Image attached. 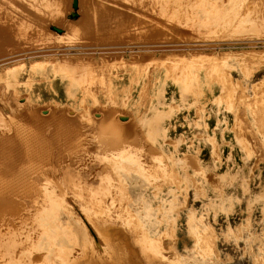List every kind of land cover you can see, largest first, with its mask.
Returning <instances> with one entry per match:
<instances>
[{
	"label": "rangeland",
	"instance_id": "374dc122",
	"mask_svg": "<svg viewBox=\"0 0 264 264\" xmlns=\"http://www.w3.org/2000/svg\"><path fill=\"white\" fill-rule=\"evenodd\" d=\"M241 1L0 0V139L30 138L43 153L31 179L47 172L72 185L66 201L88 202L84 216L96 227L115 219L93 206L109 199L111 208L127 209L126 219L143 221V233L160 227L154 245L168 260L264 264V0ZM66 22L81 28L72 42ZM38 26L55 38L38 40ZM63 57L75 59L73 75L61 69ZM158 128L166 136L151 133ZM228 147L246 156L239 160L250 167L245 181L225 175ZM124 164L136 173H124ZM134 202L145 209L131 210ZM203 229L220 255L199 246ZM101 241L107 252V234ZM15 255L1 253L0 263Z\"/></svg>",
	"mask_w": 264,
	"mask_h": 264
},
{
	"label": "bare ground",
	"instance_id": "6f19581e",
	"mask_svg": "<svg viewBox=\"0 0 264 264\" xmlns=\"http://www.w3.org/2000/svg\"><path fill=\"white\" fill-rule=\"evenodd\" d=\"M3 1H6V0H3ZM243 1H241V2H243ZM31 4H32V2H31ZM163 9H164V5H163ZM157 12H158V10H157ZM166 13H169V12H166ZM28 14L31 15L30 13H28ZM71 14L73 15V13H71ZM170 14H172V12ZM59 15H60V13H59ZM60 17H62V16H60ZM64 17H65V15L62 17V19H58L57 21H60V20L63 21V22L66 21ZM56 18H58V17H56ZM153 18H155V17H153ZM43 21L41 20L40 23L43 22ZM63 22H61V23L63 24ZM86 22H87V20H86ZM116 24L117 23H115V25ZM38 27L39 28L36 30L37 36H35L38 40H42L43 41V40H45L44 38H46L47 36H51V37L55 38L56 35H54L48 28L47 29L44 28L45 30H43L42 26L41 27L38 26ZM65 27L64 28L67 30V32L65 33L64 36L67 37L66 34L69 35L68 38H69V41L71 39V42L73 41V39H77L76 37H78L77 36V34L79 33L78 31L81 30V28L78 26V24H75V23L71 22V23H67V25L65 24ZM40 28H42V29H40ZM237 28H238V26H237ZM237 31H239V30H237ZM101 32H102V30H101ZM48 39H50V37H48ZM71 42H69V43H71ZM73 43H75V42H73ZM143 44L139 45L137 43L138 46L135 45V44H134V46H136L135 48H137V47H140V46H144ZM145 46H146V48H149L151 45H149V47H148V45H145ZM152 46H154V45H152ZM77 47L79 49V46H70L69 48L71 49V48H77ZM105 47H107V46H105ZM160 48H162V47H160ZM171 48L173 49V47H171ZM122 49H125V47L122 48ZM149 49H151V48H149ZM166 49H167V47H166ZM184 49H185V47H184ZM40 50H42V49H40ZM45 50L48 51L47 49H45ZM45 50L43 49V51H45ZM104 50H107V49H104ZM111 50H113V49H111ZM119 50L121 51V49H119ZM107 51L104 52V53H109L110 52V51L109 52H107ZM122 51H125V50H122ZM7 52L11 53L12 51H7ZM256 54H258V53H256ZM52 55H54V53ZM66 55L68 56L69 54H66ZM134 55H136V54H134ZM207 55L206 56L204 55V56L207 57ZM12 56L13 55L7 56V57L9 58V57H12ZM202 56H203V54H202ZM209 56L211 57L210 54H209ZM219 56L220 55H218V57ZM60 60H61L60 64H61V67H62L61 69L66 70L68 72V74H69V71H71V70L73 71V69H76L75 59H73V58L70 59L68 57H66V58L63 57V59L61 58ZM207 60H205V61H207ZM79 61L80 60H78L77 62H79ZM88 61H87V63H88ZM82 62L83 61H81L80 63L82 64ZM60 64H58V65H60ZM82 65H84V63ZM73 66H75V67H73ZM70 74L73 75V73H71V72H70ZM75 82H79V81H75ZM76 85H78V84H75V85L73 84V87L74 86L76 87ZM70 96L74 97V95L72 94V91L70 92ZM228 96H230V95H228ZM18 103H20V102H18ZM26 104L27 103L23 104V102H22V105H24L25 107H26ZM34 118H35V120H36L35 122L37 124L40 123L39 122V120H40L39 117H38L39 119L37 117H34ZM36 118L38 119V121H37ZM69 119H70V117H69ZM30 120H31V118H30ZM72 122H74V121H72ZM69 123H71V122H69ZM27 126H29V125H27ZM49 126H51V125H49ZM63 126H64V124H63ZM69 126H70V124L67 127H69ZM34 128L35 127H33V129ZM59 128H60V126H59ZM69 128H71V127H69ZM67 131H68V129H67ZM59 133L62 136L63 130H61V132H59ZM59 133H58V135H59ZM65 133H66V131H65ZM151 133L154 134V135L161 134V137L166 136L165 135L166 133L164 131L160 130L159 128L156 131H153L151 129ZM46 135H44V136L46 137ZM64 135H66V134H64ZM72 135H74L73 132H72ZM21 136L22 135L16 134V136L14 135L13 138H4L3 137V138L0 139V150L4 149L2 152L5 151V153H6L7 152L6 148L7 149L11 148L13 150V152H12L11 149H10L11 152H10V150L7 152V153L10 152L11 154H4V155L0 154V252L2 251L1 253H4L6 251V252H9V253L16 254L15 256H12L13 258L11 259V261H9L8 259H6L8 261L4 260L5 264H9V262H10V264H192L194 262L196 264V262H198L197 261V257H195V256L190 258L189 260H184L181 257H177V258L173 259L172 256H171L172 259L169 258V260H168L166 258V255H164L165 253L163 254L162 249H160L159 254H158V251H156V250H158L157 247L159 245L157 247H155L156 245H154V244H156L160 240V238H159L160 237V233L159 232H161V230H159L160 227H158V225L157 226H153L152 228L154 230L150 231V229H149L150 234H147L148 230H147L146 233H143V231L145 230V227L142 225L143 221H141L140 224H138L139 221H137L134 218H127L126 219L125 218V214L129 213V212H126L127 209L125 207H124L125 209L122 208V207H119V206H117L118 204L115 205V203L113 204L114 206L111 208L112 205H110L108 203L109 199H108V201L106 200V202L104 201L105 199H103V203L102 202L100 203L99 200H98V202L100 204H95L93 206L96 207L99 212H105V210H106L107 213L111 212L110 216H112V217L114 216L115 219H113L112 221H109L112 224L109 225L108 227L107 226H105V227H96V226H94L93 223H91L90 219L85 218V216H87V214L84 216V214L86 213L85 211H87V209L85 207H87V203L88 202H86V203H78V204L74 203L75 205H71L68 201H66V197H65L66 194H67V190L66 189H69V187H71L72 185L65 189V187H62L60 184L55 182L53 180L54 178H52V179L48 178L47 177V172H44V173L42 172L41 173L42 175H44L43 177H45V178L40 177L38 179V178L35 177V178L31 179L32 175L38 172L37 169L39 171L41 170L39 167H37V163L36 162L37 161H41L43 159V153L41 152L42 150H38V149H36V147H31L32 140H30V138H26V140H24L25 138L24 139L20 138L21 141H18V142H21V145H20V143H18L16 141L17 140L16 137H21ZM68 136H69V134H68ZM70 137H71V135H70ZM74 138H76V137H74ZM70 139H72V138H70ZM23 140L26 142V144L23 143ZM15 141L18 143L17 146H14V145H16ZM49 150H50V148H49ZM22 153L24 154V156L21 155ZM6 157H7V159H5ZM123 159L125 160V158H123ZM49 160H50L49 155H46V161H45L46 162V167H47V165L50 164ZM62 160H61V162H62ZM128 160H130V159H128ZM7 162H10V164H8ZM16 168H17V170H16ZM9 169H12V170H9ZM68 171H70V170L68 169ZM136 171H137L136 167L132 168V167L127 166V165L124 166V173L130 174L132 172V174H130V175H133L134 173H136ZM9 172H10V174H9ZM138 173H139V171H138ZM50 175H52V174H50ZM71 178H72V176H71ZM81 178H83V177H81ZM106 178L108 179V177H106ZM106 178H104V179H106ZM64 179H65V177H64ZM109 180H111V179H109ZM109 180H107V181H109ZM69 182H71V181H69ZM68 184H70V183H68ZM74 186H75V184H74ZM74 186H73V188H76ZM79 187L81 188L80 185H79ZM79 187H77L76 189H78ZM80 188H79V190H80ZM101 188L99 189L100 191H101ZM130 188H131V186L129 185L127 190H126L127 193L130 190ZM81 189H83V188H81ZM87 189H88V187H87ZM102 189H105V188H102ZM75 191H77V190H75ZM87 191H85V192H87ZM73 192H74V190H73ZM81 192H82V190H81ZM80 193L78 192L77 194L79 195ZM105 193H106V191H105ZM86 194H84L83 197ZM78 195H74L76 197H73L71 195L73 197L72 199L77 198V197L80 196V195L79 196ZM93 195H94V193H93ZM98 195L101 196L99 193H98ZM99 196L98 197L96 196L97 199L99 198ZM81 197H82V195H81ZM82 199L85 200V198H82ZM100 200L102 201V199H100ZM90 204H92V202H90ZM138 205L139 204L134 202V205L132 206L131 210L138 209V207H140L141 209H145L144 205H140V206H138ZM79 206H80V208L84 207L82 212L78 208ZM60 207H61V209H60ZM114 208L117 209V210L114 211V213H113L111 211V209L113 210ZM120 208H122V209H120ZM88 215L90 216V214H88ZM107 217H109V216H107ZM202 231L205 233V235L201 236V238L202 237L203 238H202L201 241H199V246L203 247L204 253L206 255H208L210 253V255H211V251H212V254L215 253L217 255H220V251L217 249V247L215 249V246H214L215 245L214 235L211 234V233H207L208 231H210L208 229H203ZM106 234H107V237L110 239V241L108 242V247H110L109 250H108L109 252L108 251L106 252V248L101 243L102 242L101 241L102 238H104V236ZM208 245L209 246L211 245L209 247V249H207ZM112 248H116V249L113 250ZM24 250L29 252V256H27V258L29 260L27 258L24 259V260H20L21 257L23 256ZM168 254H170V253H168ZM2 255L4 256V254H2ZM118 256H120L121 259H119Z\"/></svg>",
	"mask_w": 264,
	"mask_h": 264
},
{
	"label": "crops",
	"instance_id": "0c3cea01",
	"mask_svg": "<svg viewBox=\"0 0 264 264\" xmlns=\"http://www.w3.org/2000/svg\"><path fill=\"white\" fill-rule=\"evenodd\" d=\"M231 122H234L233 120H231ZM231 126H233L232 124H230ZM216 126V120H212L211 123V127H215ZM245 157V155H242L241 152H231L229 147L226 148V153H224V166L227 167V169L230 172H226L225 175L227 174L228 176H241V180H246L247 177L250 175V167L249 166H245V164L239 163V160L241 158ZM236 162V164H234V162ZM238 165V168L236 169V166ZM236 169V173L233 172V170ZM254 175L256 176H260V172H256V174L254 173ZM245 188H246V183L244 184ZM253 199H257L260 198V196H252Z\"/></svg>",
	"mask_w": 264,
	"mask_h": 264
}]
</instances>
